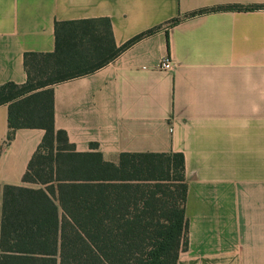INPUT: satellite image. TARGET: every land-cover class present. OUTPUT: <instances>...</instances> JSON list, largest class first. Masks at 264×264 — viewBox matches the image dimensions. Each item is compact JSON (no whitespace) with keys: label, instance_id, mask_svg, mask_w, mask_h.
<instances>
[{"label":"crops","instance_id":"crops-1","mask_svg":"<svg viewBox=\"0 0 264 264\" xmlns=\"http://www.w3.org/2000/svg\"><path fill=\"white\" fill-rule=\"evenodd\" d=\"M83 20H108L117 47L151 33L55 84V127L110 162L183 155L188 247L177 264H264V0H0V85L26 82L24 54L53 52L56 23ZM7 131L0 105V144ZM43 135L16 130L0 186L23 184Z\"/></svg>","mask_w":264,"mask_h":264},{"label":"trees","instance_id":"trees-1","mask_svg":"<svg viewBox=\"0 0 264 264\" xmlns=\"http://www.w3.org/2000/svg\"><path fill=\"white\" fill-rule=\"evenodd\" d=\"M101 22L56 23L54 51L25 53L26 82L0 85L8 126L0 153L16 130L44 131L23 184L0 186V264H177L188 247L181 153L122 152L110 162L95 143L76 150L55 127V84L94 72L151 33L117 47Z\"/></svg>","mask_w":264,"mask_h":264},{"label":"built area","instance_id":"built-area-1","mask_svg":"<svg viewBox=\"0 0 264 264\" xmlns=\"http://www.w3.org/2000/svg\"><path fill=\"white\" fill-rule=\"evenodd\" d=\"M173 64L169 57L163 58L159 63V68L162 70H170Z\"/></svg>","mask_w":264,"mask_h":264},{"label":"rangeland","instance_id":"rangeland-1","mask_svg":"<svg viewBox=\"0 0 264 264\" xmlns=\"http://www.w3.org/2000/svg\"><path fill=\"white\" fill-rule=\"evenodd\" d=\"M31 70H32V71H33V73H34V70H33V69H31ZM173 176H175V175H174V173H173ZM29 186H32V187H33V186H35V185H31V184H30Z\"/></svg>","mask_w":264,"mask_h":264}]
</instances>
